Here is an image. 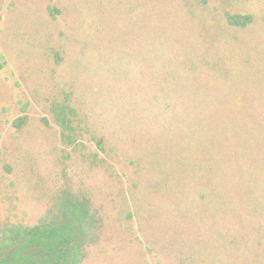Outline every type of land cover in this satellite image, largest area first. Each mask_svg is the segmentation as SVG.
Wrapping results in <instances>:
<instances>
[{"label":"rangeland","instance_id":"obj_1","mask_svg":"<svg viewBox=\"0 0 264 264\" xmlns=\"http://www.w3.org/2000/svg\"><path fill=\"white\" fill-rule=\"evenodd\" d=\"M60 191L83 264H264V0H0V237Z\"/></svg>","mask_w":264,"mask_h":264},{"label":"trees","instance_id":"obj_2","mask_svg":"<svg viewBox=\"0 0 264 264\" xmlns=\"http://www.w3.org/2000/svg\"><path fill=\"white\" fill-rule=\"evenodd\" d=\"M225 18L227 24L238 27L253 20L250 13L226 12ZM53 113L63 141L73 144L75 109L67 102L60 103ZM27 120L28 115L22 113L12 125L20 129ZM96 144L102 149L101 138ZM96 161L92 157V164ZM102 235V219L91 210L89 198L56 192L35 223L6 227L0 237V264H83L90 249L101 243Z\"/></svg>","mask_w":264,"mask_h":264}]
</instances>
